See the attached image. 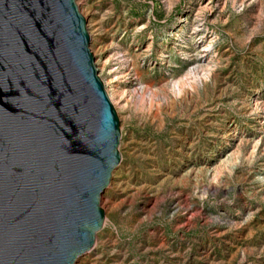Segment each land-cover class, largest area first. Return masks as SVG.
<instances>
[{
	"label": "rangeland",
	"instance_id": "obj_1",
	"mask_svg": "<svg viewBox=\"0 0 264 264\" xmlns=\"http://www.w3.org/2000/svg\"><path fill=\"white\" fill-rule=\"evenodd\" d=\"M75 3L121 158L75 264H264V0Z\"/></svg>",
	"mask_w": 264,
	"mask_h": 264
},
{
	"label": "water",
	"instance_id": "obj_2",
	"mask_svg": "<svg viewBox=\"0 0 264 264\" xmlns=\"http://www.w3.org/2000/svg\"><path fill=\"white\" fill-rule=\"evenodd\" d=\"M75 0H0V264H75L102 229L119 121Z\"/></svg>",
	"mask_w": 264,
	"mask_h": 264
},
{
	"label": "bare ground",
	"instance_id": "obj_3",
	"mask_svg": "<svg viewBox=\"0 0 264 264\" xmlns=\"http://www.w3.org/2000/svg\"><path fill=\"white\" fill-rule=\"evenodd\" d=\"M96 62H98V61H96ZM185 94H186V92H185ZM120 164V163H119Z\"/></svg>",
	"mask_w": 264,
	"mask_h": 264
}]
</instances>
